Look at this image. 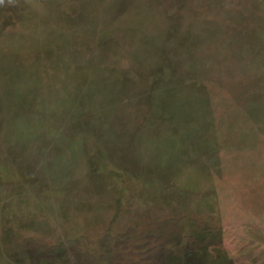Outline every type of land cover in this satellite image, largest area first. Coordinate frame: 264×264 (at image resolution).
Returning <instances> with one entry per match:
<instances>
[{
	"label": "rangeland",
	"instance_id": "obj_1",
	"mask_svg": "<svg viewBox=\"0 0 264 264\" xmlns=\"http://www.w3.org/2000/svg\"><path fill=\"white\" fill-rule=\"evenodd\" d=\"M263 21L0 0V264H264Z\"/></svg>",
	"mask_w": 264,
	"mask_h": 264
},
{
	"label": "crops",
	"instance_id": "obj_2",
	"mask_svg": "<svg viewBox=\"0 0 264 264\" xmlns=\"http://www.w3.org/2000/svg\"><path fill=\"white\" fill-rule=\"evenodd\" d=\"M264 22V21H263ZM262 48L260 47V50H261Z\"/></svg>",
	"mask_w": 264,
	"mask_h": 264
}]
</instances>
